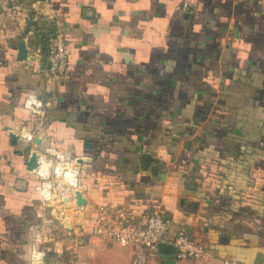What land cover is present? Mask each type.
Listing matches in <instances>:
<instances>
[{"label":"crops","instance_id":"1","mask_svg":"<svg viewBox=\"0 0 264 264\" xmlns=\"http://www.w3.org/2000/svg\"><path fill=\"white\" fill-rule=\"evenodd\" d=\"M50 10L71 53L59 78L37 37ZM34 150L81 159L78 187L46 202ZM154 202L164 241L189 233L213 253L202 264H264V0H0V264L33 250L43 264H132L131 247L77 238L102 206L140 218ZM150 264L197 263L157 252Z\"/></svg>","mask_w":264,"mask_h":264},{"label":"built area","instance_id":"2","mask_svg":"<svg viewBox=\"0 0 264 264\" xmlns=\"http://www.w3.org/2000/svg\"><path fill=\"white\" fill-rule=\"evenodd\" d=\"M177 10L184 14L192 12L189 3H184ZM47 19L55 28L51 41L52 51L48 58L50 76L59 78L67 73L71 65V53L61 23L53 10H50ZM44 106V101L34 95L26 100V107L34 114H39ZM27 138L33 140L30 135ZM77 160H59L48 154H40L36 175L41 195L46 202L55 200L58 188L62 185L72 189L78 187L82 165ZM43 164L47 165V169H41ZM169 226L162 204L159 202L152 203L147 213L140 218H136L130 210L102 206L91 233L79 235L77 245L83 247L90 238L96 237L105 242L131 247L134 250L132 264H150L158 252V245L165 242L164 237ZM172 244L179 258L191 259L197 264L207 263L213 259L212 251L185 231L180 232ZM45 257L44 252L33 250L29 264H43ZM224 264H237V258L234 257Z\"/></svg>","mask_w":264,"mask_h":264},{"label":"water","instance_id":"3","mask_svg":"<svg viewBox=\"0 0 264 264\" xmlns=\"http://www.w3.org/2000/svg\"><path fill=\"white\" fill-rule=\"evenodd\" d=\"M184 18L189 19V15L185 14ZM17 49H18V60L24 61L25 58H27L29 55V51H28V48L26 46V41L25 40L19 41L17 43ZM7 130H9L10 143L13 146H18L19 143L21 142L20 136L17 133L10 131V129H7ZM35 143L40 144V142L38 140H36ZM17 152L21 153V151H17ZM39 156H40V154L37 150L32 151L29 159L26 162V166H27L29 171L34 172L38 169L39 164H40L39 163ZM141 158L143 161V159L146 158V156L141 157ZM151 160H153V159H151ZM77 162L81 164L83 161L81 159H78ZM154 162H156V161H154ZM75 197H76V202H77L78 207H81L82 205L85 204V200L82 198V194L80 193V191H76ZM157 249H158V252L160 254L166 255V256H173L176 253V250H175L173 244H170L167 242L160 243L158 245Z\"/></svg>","mask_w":264,"mask_h":264},{"label":"trees","instance_id":"4","mask_svg":"<svg viewBox=\"0 0 264 264\" xmlns=\"http://www.w3.org/2000/svg\"><path fill=\"white\" fill-rule=\"evenodd\" d=\"M55 34V28L52 25H47L46 28L38 29L37 37L39 45L42 49V55L45 60H48L51 54V41Z\"/></svg>","mask_w":264,"mask_h":264},{"label":"bare ground","instance_id":"5","mask_svg":"<svg viewBox=\"0 0 264 264\" xmlns=\"http://www.w3.org/2000/svg\"><path fill=\"white\" fill-rule=\"evenodd\" d=\"M41 169H42V170L47 169V165L43 164V165L41 166Z\"/></svg>","mask_w":264,"mask_h":264},{"label":"rangeland","instance_id":"6","mask_svg":"<svg viewBox=\"0 0 264 264\" xmlns=\"http://www.w3.org/2000/svg\"><path fill=\"white\" fill-rule=\"evenodd\" d=\"M184 3H188L187 1H184L183 3H181L180 5H179V7H181ZM54 158H56V157H54Z\"/></svg>","mask_w":264,"mask_h":264}]
</instances>
